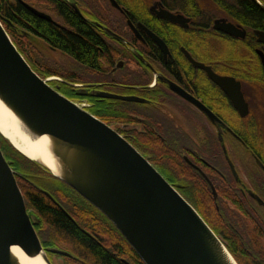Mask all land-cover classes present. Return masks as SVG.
I'll return each instance as SVG.
<instances>
[{
  "label": "flooded vegetation",
  "instance_id": "flooded-vegetation-1",
  "mask_svg": "<svg viewBox=\"0 0 264 264\" xmlns=\"http://www.w3.org/2000/svg\"><path fill=\"white\" fill-rule=\"evenodd\" d=\"M18 1L50 15L49 22L66 29L62 17L56 16L58 5L36 0L40 9L30 1ZM61 1L90 26V40L100 53L96 59L90 56V74H85L75 68L69 53L27 30L28 52H20L31 67L43 78H58L50 85L69 98L81 97L67 95L66 86L84 90L90 112L134 145L188 201L190 187L204 186L215 202L219 233L225 239L215 233L225 245L240 251L233 253L237 262L240 256L243 264H264V41L259 35L264 20L258 22L247 8L256 6L264 14V0H181L180 4L178 0H115L118 6L111 0ZM163 10L186 20H168L161 15ZM229 25L237 33L228 31ZM191 58L238 81L248 113L243 116L229 94ZM47 69L60 70L62 75L45 76ZM83 78L86 82L78 81ZM192 98L226 127L214 124ZM103 109L112 111V118L106 119ZM164 144L171 145L175 160L164 157L159 148ZM28 175L16 176L17 181L25 178L57 205L62 206V201L56 192L63 200L79 199L76 190L43 167L35 177L49 187ZM86 205L99 210L87 200ZM48 257L56 264L53 253L48 252Z\"/></svg>",
  "mask_w": 264,
  "mask_h": 264
},
{
  "label": "water",
  "instance_id": "water-1",
  "mask_svg": "<svg viewBox=\"0 0 264 264\" xmlns=\"http://www.w3.org/2000/svg\"><path fill=\"white\" fill-rule=\"evenodd\" d=\"M23 3L39 17L52 20L50 15ZM72 6L81 12L75 3ZM161 15L174 22L186 20L166 10ZM227 30L237 33L231 25ZM259 35L264 41V32ZM154 39L165 49L159 37ZM192 61L208 71L243 116L248 113L238 81ZM54 79L41 77L31 67L0 18V101L26 132L46 141L58 172L40 159L27 157L0 134L99 209L145 264H238L196 208L164 175L114 128L52 87L50 81ZM192 100L214 124L226 127L207 107ZM16 176L23 174L12 167L0 146V264H22L14 247L27 256H40L46 264H53L48 252L72 257L61 248L43 246L34 226L38 221L27 209Z\"/></svg>",
  "mask_w": 264,
  "mask_h": 264
},
{
  "label": "trees",
  "instance_id": "trees-1",
  "mask_svg": "<svg viewBox=\"0 0 264 264\" xmlns=\"http://www.w3.org/2000/svg\"><path fill=\"white\" fill-rule=\"evenodd\" d=\"M27 1L39 7L36 0ZM44 2L50 7L58 5L62 13L57 8L56 16L60 19L62 17L63 21L61 20V22L66 29L39 17L18 0H0V17L12 39L19 46L20 51L26 54L28 52L25 48L28 44L25 38L27 30L28 32L32 31L34 35L47 37L54 45L72 56L77 64L75 66L76 69L82 70L85 74H90V56L92 55V59H96V55L100 53L95 46V42L90 40V26L80 19L65 2L61 0H57V2H54V0H44ZM178 2L180 4L181 0H178ZM39 8L43 9L42 7ZM247 8L258 22L260 21L261 23L264 20V14L258 12L256 6L250 5ZM13 25H16L19 30L16 31ZM29 46L33 47L30 44ZM39 59L43 60L42 58ZM47 66L52 68L51 64ZM47 71L45 76L62 75L60 70L47 69ZM67 76L70 75L66 74L65 77ZM78 81L86 82V78L78 79ZM63 91L70 97L79 96L87 99L88 96L80 88L76 90L66 86ZM87 100L90 101V98ZM111 113L113 112L105 110L103 115L104 117L106 116V119H110L112 118L110 116ZM155 140L159 144H162L159 138ZM0 145L7 160L16 170L22 172V174L24 173L23 175L29 174L28 176L40 186L49 187L48 183H43L35 177L41 173L40 165L20 153L1 134ZM168 145L164 144L163 147L159 145V148L163 151L165 158L175 160L176 154L169 149L171 145ZM18 181L25 197L27 208L36 216L38 221L35 223V228L43 246L63 248L74 254V258L66 257L68 264H145L114 224L99 210H95L92 206L89 208L86 205V200L76 191L74 192L78 195L79 199L71 197L64 200L60 199L55 191L56 198L60 202L62 201L61 204L64 208L62 209L49 200L30 181L25 178H20ZM69 188L73 190L71 187ZM186 193L191 204L198 210L206 222L209 223L214 232L223 235L219 233V220L215 209V202L209 196L204 186L196 184L190 187ZM229 245L226 246L232 255L233 253L235 255L240 253L231 244ZM262 256L264 257L263 253ZM238 257L239 263L243 264L244 259L240 256Z\"/></svg>",
  "mask_w": 264,
  "mask_h": 264
},
{
  "label": "bare ground",
  "instance_id": "bare-ground-1",
  "mask_svg": "<svg viewBox=\"0 0 264 264\" xmlns=\"http://www.w3.org/2000/svg\"><path fill=\"white\" fill-rule=\"evenodd\" d=\"M0 131L27 157L40 159L48 164L53 171L58 172L54 157L49 152L46 141L35 139L26 132L14 114L1 101ZM13 252L19 257L22 264H46L40 256H27L18 247H14Z\"/></svg>",
  "mask_w": 264,
  "mask_h": 264
},
{
  "label": "rangeland",
  "instance_id": "rangeland-1",
  "mask_svg": "<svg viewBox=\"0 0 264 264\" xmlns=\"http://www.w3.org/2000/svg\"><path fill=\"white\" fill-rule=\"evenodd\" d=\"M65 60V59H64ZM79 99V98H76V100ZM80 102H87L86 100H83V101H80ZM59 248V247H58ZM63 249V248H61ZM63 250H66V249H63ZM68 251V250H66ZM69 252V251H68ZM71 253V252H69ZM72 254V253H71ZM56 255V256H55ZM54 258H55V261H56V264H68V260H67V256H64V255H57V254H53ZM72 257L74 258V254H72Z\"/></svg>",
  "mask_w": 264,
  "mask_h": 264
},
{
  "label": "built area",
  "instance_id": "built-area-1",
  "mask_svg": "<svg viewBox=\"0 0 264 264\" xmlns=\"http://www.w3.org/2000/svg\"><path fill=\"white\" fill-rule=\"evenodd\" d=\"M82 105H83V106H87V104H86V103H83Z\"/></svg>",
  "mask_w": 264,
  "mask_h": 264
}]
</instances>
